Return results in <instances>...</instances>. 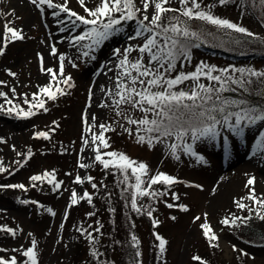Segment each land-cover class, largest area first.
<instances>
[{
  "label": "snow or ice",
  "instance_id": "snow-or-ice-1",
  "mask_svg": "<svg viewBox=\"0 0 264 264\" xmlns=\"http://www.w3.org/2000/svg\"><path fill=\"white\" fill-rule=\"evenodd\" d=\"M34 8L42 14L46 9H51V15L57 18V23L64 25L60 28L61 32L71 33L80 25L90 26L87 31H81L79 34L71 36L70 44L72 47L87 49L81 52L82 57H89L91 52H95L106 41L124 31L121 25L134 22L136 27L133 32L128 34L129 40H135L143 37V42L137 45L129 44L127 47L115 49L114 53L120 57L116 63L118 72L114 73L113 87L105 88L101 86V91L109 98L108 101H102L97 106L99 108H115L116 115L121 117L127 125L135 126L125 127L120 124L124 132L133 137L138 144H147L154 147L156 144H164L170 150V155L177 161L181 159L178 150L191 157H195L197 162L206 163L205 157L200 155L201 144H216L218 141L226 159L232 155V148L229 140L234 137L243 139L245 129L252 126L264 129V105L250 99V97L264 98V71H258L253 68H224L217 69L215 66L201 62L196 65L195 70L184 72L180 69L185 67L186 62L191 61V50L200 47L203 32L191 30L189 21H201L215 26L218 29L231 30L243 34L249 38H257L256 35L247 28L216 16L212 12L215 4H204L203 0H178L179 6L173 7L172 0H98L94 6H89L86 0H77V3L83 10V15L70 7V0H62L60 3H54V0H27ZM219 5H226L231 0H216ZM246 0H240L245 3ZM251 4L259 3L264 5V0H247ZM152 9L151 13L149 9ZM14 11V10H13ZM61 13L66 15L61 18ZM171 14V15H170ZM8 15V13H5ZM184 19H181V18ZM12 21L3 23V33L0 34V56H3L10 44L17 41H25L28 37L24 34L22 28L11 26ZM70 24V27L68 26ZM136 53L133 58L132 54ZM50 54L58 57L59 65L57 69L45 67L44 57L37 53L40 61V70L51 77L48 84L39 87L38 92L32 94L29 99L24 94L23 103L28 105L27 110L19 104L14 103V98H9L7 93L0 91V97L4 98L5 104H0V111L9 114L15 113L21 118H29L43 110L48 112L47 101H55L58 96H66L70 93L66 89L75 87L73 77L66 72V57L58 55L55 46H52ZM79 58V57H78ZM95 59V56H91ZM68 63L73 68H77V63L68 58ZM179 64V68L177 65ZM7 75L16 77L17 73L11 69H6ZM108 71H113L109 68ZM219 74H214V73ZM175 73V75H173ZM239 73V75H233ZM206 80L207 83L201 82ZM186 82H190V85ZM0 85L6 86V81L0 80ZM183 86V87H182ZM15 94V88L11 89ZM247 94V95H245ZM93 90H88V104L82 114V123L85 128V135H82L83 153L86 149L94 155L92 163L77 161L80 169H88L94 164L102 166L106 174L117 175L118 185H123L122 193H129L128 196L122 195L133 211L137 214H144L152 218L153 227L160 225L161 221L153 217L156 211L151 205L145 206L139 203L140 198L148 197L154 201L161 202L160 197L167 196L171 192L172 186L184 183L177 177L165 172L157 171L152 174L150 167L143 161H137L130 158L127 154L111 149L110 137L106 133L115 132L116 129L111 123H100L96 114L89 118L88 109L93 102ZM127 106V107H123ZM133 111L143 114L141 118H134ZM55 127L50 128L55 132L59 128L56 121L52 122ZM114 123H119L118 121ZM98 129V131H97ZM143 133V134H142ZM37 138L51 139L49 132L40 131L34 134ZM7 143L0 138V144ZM12 150L16 151L15 145ZM67 151V149H65ZM253 155L264 154V130L260 131L256 138L255 145L252 148ZM17 156L23 157V160L14 161L15 164L23 167L31 159L32 151L29 149L26 153L17 151ZM115 170L114 172L112 170ZM15 169L4 166L0 160V173L13 174ZM71 175V173H66ZM32 182L29 186L38 187L39 184L47 183L52 185L53 191H59L63 181L56 179L55 170H45L41 174L30 176ZM85 182L91 185V188H107L103 181L95 182V177L87 175L82 177L77 174L73 183L83 185ZM255 177H250L245 187L249 189L246 197L240 200H234L236 206L241 210H247L253 213L255 218L264 221V196H258L255 191ZM160 185L167 191L154 188ZM25 184H0V189H20L28 191ZM202 190V185H191ZM66 190V189H65ZM131 190V191H130ZM215 191V189L213 190ZM111 196V193H107ZM94 193L84 190L82 194L75 189L71 190L69 197V207L77 205L81 201L93 204ZM171 199L179 201L180 196L171 192ZM247 199L258 206L253 209L249 205L241 202ZM28 203V201H21ZM169 209L179 208L183 212H188L189 208L183 203H170L167 200L162 201ZM32 203H37L32 201ZM47 211L55 216L56 213L48 208ZM115 211V209H110ZM89 217L94 216L95 212L87 213ZM68 212L65 211L64 219L67 220ZM175 220L176 217H170ZM253 219V215L244 217H225L221 224L225 226L247 227L248 222ZM201 216L193 217V224L201 221ZM237 221L240 223L237 224ZM97 227L91 224L87 228L77 226L76 231L84 236L92 245L91 256L97 261V264H114V261L108 260L105 253L100 252L96 245L99 243V237L104 233L101 231L103 225L99 220L96 221ZM201 234L206 239L211 248L219 247V236L208 223V214L203 216V222L199 223ZM64 227L63 223L60 225ZM132 227H135L133 224ZM91 229V231H89ZM0 231L16 235V230L0 225ZM95 233V235H94ZM32 236L31 233L28 234ZM155 240L158 241V249L161 254L166 252L168 241L159 233H153ZM264 240V236L261 237ZM251 243V241H249ZM132 247L137 251L134 253V264H142L140 260L141 252L138 250L140 241L133 234L131 235ZM113 244H120V241H113ZM14 253H19L22 260H18L16 255H0V264H39L37 241L33 238L30 246L26 249L21 246L19 249H12ZM233 251H239L241 255H247L243 249H237L233 245ZM7 249L0 248V253H6ZM196 264H208V261L199 255L191 257Z\"/></svg>",
  "mask_w": 264,
  "mask_h": 264
},
{
  "label": "rangeland",
  "instance_id": "rangeland-1",
  "mask_svg": "<svg viewBox=\"0 0 264 264\" xmlns=\"http://www.w3.org/2000/svg\"><path fill=\"white\" fill-rule=\"evenodd\" d=\"M60 2L62 0H54V3ZM86 2L89 6H94L98 0H86ZM203 3L215 4V7L212 8L214 15L229 19L253 32L256 37L264 38V5L251 4L247 0L243 4L240 3V0H233L226 5H219L216 0H203ZM28 6L27 11H16L14 8H10L6 2L0 0V34L3 33V23L12 21L11 26L22 28L28 37L25 41L10 44L5 54L0 56V80L6 81V86L0 85V91L7 93L9 98L15 97L14 103L27 110L28 105L23 103L24 94H27V97L31 99L32 94L38 92L39 87L48 84L51 79L49 75L41 72L37 53L44 57L45 67L58 68V57L50 54L52 46L56 47L58 55L62 54L66 57L65 69L72 75L75 87L66 89L70 94L63 96L67 103L66 111L63 113V126L59 132L60 137L66 143H63L61 147L65 157L58 169V177L56 176V179L63 181V184L61 189L56 191V202L51 205V209L56 213L55 216L49 212L47 216L43 215L42 211L39 212L37 208H34H41V206H35V203H32L37 198L30 194L36 188L29 186L32 183L29 178L32 175L41 174L45 170L52 171L51 165H55L56 161L47 159L39 153L30 162L29 159L23 167L15 164L14 161L23 160V157L17 156V151L26 153L29 150L27 148L30 139L35 137V133L45 131L48 125L53 124L59 110L52 107L53 101L49 100L46 103L48 112L40 110L29 118H21L15 113L9 114L0 111V138L7 141V143L0 144V160L10 170L15 169L11 175L0 173V184L22 183L29 186L26 192L20 189H0V218L5 221L11 220L10 228L16 230L15 236L8 233L6 237H2L0 248L7 249V252L0 253V255L6 257L16 255L18 260H22L19 253H14L12 249H19L21 246L26 249L34 238L37 241L39 264L69 263L73 245L77 240L74 221H69V215L71 216V211H74V206L69 207V197L72 189L82 194L87 187V182L77 185L73 181L77 174L82 177L91 175L93 166L97 165L94 164L88 169H80L77 166L78 159L91 164L94 155L87 149L83 153L80 152L83 146L81 137L85 135L81 117L88 104V90L91 87L94 96L92 106L88 109L89 118L94 113L100 123H111L115 129L119 126L118 134L116 131L106 133V136L110 137L112 145L108 150H114L115 146L116 151L125 153L137 161L147 163L152 174L161 171L184 182L180 183L181 186L178 190L172 191L180 196L178 203L171 199V192L167 196L160 197L161 202L148 197L139 199V202L144 204L153 202L151 206L156 209L153 217L161 221L157 228L161 229L162 225L167 227L170 249L165 264H196L191 257L197 255L193 253L201 245V230L198 225L203 222L205 213L208 214V223L212 225L219 236V247L214 248V253L221 264H228L233 260H240L242 264H264V247L257 248L247 243L246 240L230 237L224 225L220 223L225 217H235L238 214L240 215L238 217H244L245 213L253 215L247 210H239L234 203V200H240L248 195L249 189L245 185L250 177H255L257 195L264 196V154L253 155L252 152L258 132L264 129L252 126L247 129L243 139L231 138L229 144L232 148V155L228 159L224 157L219 141L216 144H201L199 154L205 157L206 163L197 162L195 157L186 155L179 150L177 154L181 156V159L177 161L170 155L169 148L164 144H156L154 147L138 144L120 127V124L125 125L126 122L116 115L114 106L105 109L97 106L102 101L109 100L101 91V86L106 89L112 88L114 73L119 71L116 69V63L120 57L115 55L114 50H123L129 44L137 45L143 42V37L135 40L127 38L128 34L133 32L136 27L135 23L129 22L121 25L124 29L122 33L106 41L95 52H91L89 57H82L81 52L87 49L72 47L69 41L71 36L77 35L81 31H87L90 26L80 25L71 33L61 32L60 28L64 25L57 23V18L51 15V9H46L42 14L30 3ZM138 6H142L139 4V0ZM70 7L81 15L84 14L77 0H70ZM151 11L150 8L149 12L151 13ZM61 18L66 19V15L61 13ZM27 20L30 23L26 24ZM68 26L70 27V24ZM239 35L243 36L240 33ZM91 56H95V59H91ZM135 56L136 53H133L130 58ZM68 58L74 60L78 67L73 68L68 63ZM201 62L203 61L199 60L198 56L191 51V61L190 63L186 62L185 72L194 71L196 65ZM209 62L215 63L214 61ZM216 64L219 65V63ZM221 66L225 67L226 64L221 63ZM109 68L113 71H108ZM248 68L261 70L264 68V64L255 62ZM6 69L17 73L16 77L7 75ZM12 88H15V94L11 92ZM0 104H5L3 97H0ZM5 107L8 105L5 104ZM116 121L119 123H114ZM12 145H15L16 151L12 150ZM66 173H71V175H66ZM191 183L202 185V190L192 187ZM154 188L158 189L159 185ZM214 189L215 191H213ZM25 200L28 203L21 202ZM163 200L176 204L183 203L188 206L189 211L183 212L177 208L176 219L173 221L170 218L172 215L167 214V210L170 209L165 206ZM241 202L253 209L261 210L250 200L244 199ZM66 210L68 212L67 220L64 219ZM160 211H165V213H160ZM195 216H201L202 220L193 224ZM151 219L149 220L150 224L152 223ZM62 223L64 227L61 229ZM136 230L139 231L141 240L146 241L149 231L147 220L144 218L139 220V227H136ZM29 233L32 236H29ZM37 234H39V238L36 237ZM146 244L143 242L140 245L141 259L144 258ZM233 245L237 249H243L247 255L233 251Z\"/></svg>",
  "mask_w": 264,
  "mask_h": 264
},
{
  "label": "trees",
  "instance_id": "trees-1",
  "mask_svg": "<svg viewBox=\"0 0 264 264\" xmlns=\"http://www.w3.org/2000/svg\"><path fill=\"white\" fill-rule=\"evenodd\" d=\"M171 6L178 7V0H172ZM181 19L184 18L182 17ZM188 23L191 26V30L204 33V35L201 36V40L196 41L197 43H200V47L193 48L191 50L198 56V59L204 63L215 66L217 69L220 67L221 69H238L241 67L248 68L249 65L254 64L255 62L264 64V38H249L244 35H239V33H235L234 31L218 29L213 25L196 20L189 21ZM209 61H214L215 63L211 64ZM216 63H219V65ZM221 63H225L226 66L222 67ZM177 67L179 68V65H177ZM185 69L186 68H182L180 70L185 72ZM258 71H264V68ZM214 74L219 73L217 72ZM173 75H175V73H173ZM233 75H239V73H233ZM201 82L207 83V81L203 79ZM186 83L190 85V82ZM250 99L264 105V98L253 96L250 97ZM66 103L67 101H64L63 96H59L57 100L52 102L51 106L59 110L58 116L56 118L59 128H57L55 132H51L50 128L55 127V125H48V128H46L45 132H49L51 139L45 140L42 137H33L30 139L27 148L31 149L32 151L31 159L37 155V153H39V155L45 156L47 159L50 158L53 161L55 160L56 163L55 165H51V168L52 170H55V175L57 177L59 174L58 169L61 167L62 160L65 157L64 151H62L61 147L62 144L66 142L60 137L59 130L63 126V113L66 111ZM132 115L134 118H141L143 116V114L138 111H133ZM125 126L132 128L135 127L127 124H125ZM116 133H119V126L116 128ZM114 150H117L115 146ZM112 171L114 172L115 170L113 169ZM91 176L95 177V182L103 181V183L107 185V188L101 187L98 190H94L91 188V185L87 183L86 190L89 193H94L93 204L89 205L87 202L81 201L77 205H74V211H71L72 214L71 216L69 215V221H74V231L77 240L73 245L68 264H97V261L91 256L90 250L92 245L84 236H81L80 233L76 231L77 226L87 228V226L91 224L93 227H97V220H99L103 225L101 231L104 233V235L99 237V243L96 245V248L100 252L105 253L107 259L114 261V264H134V253L137 251V249L132 247L131 235L133 234L140 241V245L143 242L146 244L147 241L144 258L141 259L140 257L142 264H165L170 249V239L167 233V227L163 225L161 226V229L153 227L151 225L152 223L150 224L149 221L150 217L148 218V216L144 214H137L131 209L130 204L125 199L121 198L122 195L128 196L129 193H122L123 185H118L117 183L118 174H106V171L102 168V166L97 164L93 166L91 170ZM180 186V184L174 185V187L171 188V192L178 190ZM158 189L164 191L167 190L165 187L160 185ZM31 193L32 194H30V196L33 195L34 198H37V200H35L37 204L34 205L41 206V208H34H37L39 212L42 211L43 215L47 216V209L51 208V205L57 200V192L53 191L52 185L45 182L43 184H39L36 189L31 191ZM107 193H111V196H108ZM152 203L153 202H147V204H141L147 206L151 205ZM176 203L178 202L176 201ZM110 209H115V211H110ZM177 210V208H172L167 210V214L175 216ZM89 212H95V215L89 217L87 215ZM163 212L165 213V211ZM163 212L160 211V213ZM245 214V216L251 215L248 213ZM238 216L240 215L238 214L235 217ZM143 218L147 220L149 228L148 234L146 235V241L141 240L140 233L136 230V227H139V220ZM239 223L240 222L237 221V224ZM10 224L11 220L7 219L5 221L0 218V225L11 227L12 225ZM133 224L135 227H132ZM224 228L229 233V236L233 237L234 239H241L242 241L246 240L247 243L257 248L264 247V240H261V237L264 236V221H260L259 219L255 218V216H253V219L248 222L247 227H229L224 225ZM89 231H91V229H89ZM154 232H158L168 241V244L166 245V252L163 254L159 252L157 247L158 241L155 240L153 235ZM6 235H8V233L0 231V241H2V237H6ZM38 236L39 234L36 235L37 238H39ZM113 241H120V244H113ZM200 241L201 245L196 248V251L193 254L201 256L208 261V264H221L219 259L217 260V257L215 256L214 248L209 247L208 242L202 234ZM249 241H251V243ZM140 248L141 246H139L138 250L141 252ZM228 264H242V262L240 260H233Z\"/></svg>",
  "mask_w": 264,
  "mask_h": 264
},
{
  "label": "bare ground",
  "instance_id": "bare-ground-1",
  "mask_svg": "<svg viewBox=\"0 0 264 264\" xmlns=\"http://www.w3.org/2000/svg\"><path fill=\"white\" fill-rule=\"evenodd\" d=\"M6 4L9 5L10 8H14L16 11H27L28 2L27 0H3ZM30 23V21H26V24Z\"/></svg>",
  "mask_w": 264,
  "mask_h": 264
}]
</instances>
